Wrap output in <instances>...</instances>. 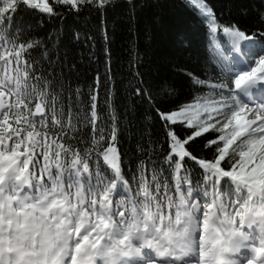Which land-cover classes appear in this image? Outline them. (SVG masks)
<instances>
[{
	"label": "snow or ice",
	"instance_id": "6c2138e0",
	"mask_svg": "<svg viewBox=\"0 0 264 264\" xmlns=\"http://www.w3.org/2000/svg\"><path fill=\"white\" fill-rule=\"evenodd\" d=\"M187 2L221 75L186 73L208 91L155 109L162 163L151 142L138 145L148 160L126 178L116 112L107 100L97 110L100 77L72 89L28 59L40 40L13 34L26 9L102 13L114 0H0V264H264V30L221 23L207 0ZM197 138L210 157L190 150Z\"/></svg>",
	"mask_w": 264,
	"mask_h": 264
},
{
	"label": "trees",
	"instance_id": "16d2710c",
	"mask_svg": "<svg viewBox=\"0 0 264 264\" xmlns=\"http://www.w3.org/2000/svg\"><path fill=\"white\" fill-rule=\"evenodd\" d=\"M207 2L221 23L233 22L252 31L264 30L260 22L264 0ZM53 7L63 15L49 16L26 9L15 17L13 34L18 27L21 43L31 39L42 42L28 59L34 58L58 76L62 73L61 78L72 89L79 87L84 92L99 76L97 110L107 111V100L116 112L117 146L125 177H129L130 169L136 171L140 160H148L147 155L138 151V145L147 148L151 142L157 148L151 159L159 167L163 160L159 146L167 145L155 109H174L208 91L194 87L186 73L213 80L221 75L209 47L207 25L186 0H114L102 13L85 9L79 15L69 14L67 8ZM222 41L227 39L220 35V46ZM44 50L49 53L47 59L42 58ZM107 77L111 83L106 84ZM138 88L146 95H137ZM81 99L86 105L87 96ZM183 131L189 132L186 127ZM204 143L197 138L190 150L210 157L211 153L203 149ZM151 167L149 164L148 168ZM164 174L168 175L167 171Z\"/></svg>",
	"mask_w": 264,
	"mask_h": 264
},
{
	"label": "rangeland",
	"instance_id": "374dc122",
	"mask_svg": "<svg viewBox=\"0 0 264 264\" xmlns=\"http://www.w3.org/2000/svg\"><path fill=\"white\" fill-rule=\"evenodd\" d=\"M186 1H187V0H186ZM224 49H228V48H227V44H226V47L224 46Z\"/></svg>",
	"mask_w": 264,
	"mask_h": 264
}]
</instances>
